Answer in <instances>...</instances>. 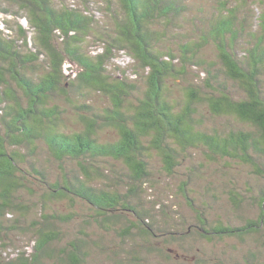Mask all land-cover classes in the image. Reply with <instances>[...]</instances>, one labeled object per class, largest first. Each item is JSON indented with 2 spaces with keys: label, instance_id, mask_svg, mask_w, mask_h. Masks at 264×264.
Returning a JSON list of instances; mask_svg holds the SVG:
<instances>
[{
  "label": "trees",
  "instance_id": "1",
  "mask_svg": "<svg viewBox=\"0 0 264 264\" xmlns=\"http://www.w3.org/2000/svg\"><path fill=\"white\" fill-rule=\"evenodd\" d=\"M102 2L0 0V264H264V0Z\"/></svg>",
  "mask_w": 264,
  "mask_h": 264
},
{
  "label": "rangeland",
  "instance_id": "2",
  "mask_svg": "<svg viewBox=\"0 0 264 264\" xmlns=\"http://www.w3.org/2000/svg\"><path fill=\"white\" fill-rule=\"evenodd\" d=\"M62 1L65 2V3H68L70 6H75V7H84L85 5L82 6V3L84 1V4L86 3L85 7L87 8L88 12H90V14L93 15L94 18L98 19L100 17V14H98V12L96 11V8H97L98 5H101L103 3L102 0H54V2L56 4L60 3ZM4 19H6L8 21H11V22L15 21V23L21 25L23 28H26L27 30L29 29V27L27 26V23H26V21L24 19H21L19 17H15V16H10V15H3V14L0 13V30L3 33H6L5 29H4V24H3V20ZM13 22L10 25L14 26ZM31 34H32V32L28 31V33H27L28 39L30 38ZM88 50H90L91 54L101 52V45L95 44V46H91L90 48H88ZM210 51L211 50H209V52ZM117 55L118 56H116V59H114V63L116 65L123 67V66H127L131 62L130 58H128L126 55H123L121 53H119ZM63 69H64V73H68L69 71H74L75 70V68L71 64H68V63H66L64 65ZM229 121H230V125H233V122L231 121V119H229ZM218 123H220V121H215V123H214L215 126ZM197 158H198V160H200V156L197 157ZM221 163L222 162H216V164L215 163L210 164L211 165L210 169L212 170V168H213L216 171L215 174H213V175H216V178H214V176L210 177V174L208 173L207 169H206L207 171H205L206 172V176H207L206 178H209L213 183H215V185H217L216 180L219 179L220 176L224 177L225 179H229L227 177V176H229V172L239 170V167L236 166V165H239L238 163L235 164L233 162L231 164V166L228 167V168L222 167ZM239 166L241 167V169H244L245 171H247L245 166H243V165H239ZM212 173H214V172H212ZM225 173H228L227 176L225 175ZM240 178H242L241 180L243 181V183L247 181V180H245L246 177L244 178V177L240 176ZM251 181H252V184L255 183V185L257 187L262 186V188L264 189V180H260V179L257 180V181L255 180L257 182V184H256V182L254 181L253 178H252ZM243 183H242V185H243ZM202 185L203 184H201L199 186L197 185V187H196V188H198L199 192L201 191V186ZM171 190L174 191V188L171 187L170 189H167L165 187V185H163L162 183H161V185L158 184V183H155V189L152 192L153 196L152 195L151 196L154 197V199H155L154 202H157V204H159L158 203V200H160L159 198L165 197L166 192H168L169 195L168 194H167L168 196L166 195L168 200L166 199V204L165 205L168 206L169 209L173 212L175 208H174V205L170 204L171 203L170 201L172 199L174 200L175 198H174V194L171 192ZM147 199L150 200L149 198H147ZM183 210H185V209H183ZM184 212H187V211H184ZM244 212H245V214H246V216L248 218H250V217L253 218L254 217V212L252 211V208H250V207H248L246 209L244 208ZM186 214H189V213H186Z\"/></svg>",
  "mask_w": 264,
  "mask_h": 264
}]
</instances>
